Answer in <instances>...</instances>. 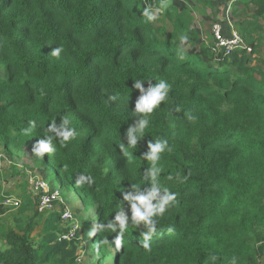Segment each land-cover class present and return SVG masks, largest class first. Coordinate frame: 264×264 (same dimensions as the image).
Returning <instances> with one entry per match:
<instances>
[{
    "label": "trees",
    "instance_id": "16d2710c",
    "mask_svg": "<svg viewBox=\"0 0 264 264\" xmlns=\"http://www.w3.org/2000/svg\"><path fill=\"white\" fill-rule=\"evenodd\" d=\"M215 3L228 6L215 21L243 39L230 54L194 26L193 8ZM0 71L2 156L28 149L51 190L65 183L95 210L92 225L63 226L62 209L38 211L27 183L3 189L0 167V264H77L84 246L93 264H264V0H0ZM136 80L170 91L133 148ZM64 118L76 135L62 143L50 126ZM50 136L55 151L37 155ZM159 139L171 151L158 180L175 199L145 241L124 196L150 189L144 154Z\"/></svg>",
    "mask_w": 264,
    "mask_h": 264
},
{
    "label": "clouds",
    "instance_id": "9594fccd",
    "mask_svg": "<svg viewBox=\"0 0 264 264\" xmlns=\"http://www.w3.org/2000/svg\"><path fill=\"white\" fill-rule=\"evenodd\" d=\"M143 15L149 21L154 19L153 14L148 9H145ZM59 51V49H56L53 54L58 56ZM142 82L143 81L141 80H136L133 83V87L135 89H138L141 93L138 100L135 102L134 111L136 113H142L144 115L143 118L136 121L134 125L129 126V128L126 130L128 144L133 148L137 146V141L144 137V131L149 126L148 117L153 112V110L165 100L168 95V92L170 91V85L163 80H161L155 86L150 85L147 89L142 86ZM69 123L70 121L67 118H64L59 127H57L55 124H52L50 126V130L55 132L58 137L62 138V143L68 141L76 135L74 129L67 127ZM37 145L38 146L35 148V151L36 154L41 157H43L44 153L46 152L51 153L55 151V147L52 144L51 136L48 137L46 140H39L37 142ZM165 151H171L168 146V141L166 139H159L155 143H149V151L146 152L144 155L151 164V167L147 172V176L150 177L151 180V187L146 192H141L137 190L135 195H132V193H128L124 196L125 200L136 201L135 203H131L132 226L135 227L140 224V222H143L144 226L147 228V231L143 233L145 241L150 239V237L157 231L155 227L157 221L154 219V217L162 216L165 213L167 207L170 205V203L173 202L175 199V194L170 193L168 189L166 187H163L160 181L158 180V175L161 171V168L158 165V161L161 158V154ZM34 175L35 174L33 173L28 174V180L31 176ZM39 177L42 179L41 176ZM42 180L48 184L49 189L51 190L49 183L44 179ZM82 181L83 177H81L80 182ZM27 184L30 188V184L28 182ZM56 190L59 192V201H54L57 202V204H54L53 202L55 208H60L59 210L62 209V213L65 209L69 211L66 205H64V208H62L60 191L58 189ZM153 200H155V203H152ZM70 213L72 216V212ZM114 219L115 222H118L119 233L122 236L123 233L128 231L129 228L128 217L124 214L123 211H121L118 215L115 216ZM108 228L115 231L117 228V223H109ZM168 231H172V229L169 228ZM69 232L70 235H72V230H70ZM116 243L119 245L121 243V239L118 238L116 240ZM144 247L147 249L149 246L147 243H145ZM233 264H235L234 260Z\"/></svg>",
    "mask_w": 264,
    "mask_h": 264
},
{
    "label": "rangeland",
    "instance_id": "374dc122",
    "mask_svg": "<svg viewBox=\"0 0 264 264\" xmlns=\"http://www.w3.org/2000/svg\"><path fill=\"white\" fill-rule=\"evenodd\" d=\"M194 9V26L200 30L202 37L205 40L210 41V26L215 21L218 20L225 24L227 22L226 10H228V6H224L221 4H214L211 7H196ZM196 48V47H194ZM1 75V71H0ZM4 156V155H3ZM2 156V149L0 148V167L4 172V179L7 181H2V187L5 190H12L16 188L21 183H29L27 174L33 173L37 174L36 177L41 176L36 170V162L32 154L28 149L22 148L14 155L12 159L4 158ZM15 165V167L20 168L22 170V175L13 176L11 172V166ZM39 174V175H38ZM68 186L64 183L61 191H60V199L62 200V204L66 205L70 212H72L73 217L69 218L70 221L62 222L63 226H70L72 230L76 228V226H81V224L90 221L92 225L93 221H91L95 216L94 208H89L84 210L74 195L72 189L68 193L69 198L64 195L66 193V188ZM27 188L30 191L29 185L27 184ZM35 233V232H34ZM4 248L3 239L0 237V249ZM80 260L77 264H93L96 260L97 256L95 253H92L88 250L87 246L79 249ZM104 264H112L109 259H106Z\"/></svg>",
    "mask_w": 264,
    "mask_h": 264
},
{
    "label": "built area",
    "instance_id": "2783aa9c",
    "mask_svg": "<svg viewBox=\"0 0 264 264\" xmlns=\"http://www.w3.org/2000/svg\"><path fill=\"white\" fill-rule=\"evenodd\" d=\"M210 35L213 45L212 49L218 52H224V54H230L237 47L243 45L242 37L231 25L228 28V33H225L223 25L218 21L211 24ZM36 176L34 175L29 178V184L33 194L32 196L37 200V210L40 212L52 210L55 208L53 202L59 201V192L57 190H50L48 184ZM4 205L17 206L18 200L12 197L6 198ZM71 217V213L65 209L62 213V218L69 220Z\"/></svg>",
    "mask_w": 264,
    "mask_h": 264
}]
</instances>
